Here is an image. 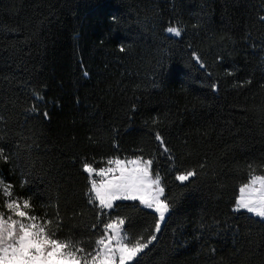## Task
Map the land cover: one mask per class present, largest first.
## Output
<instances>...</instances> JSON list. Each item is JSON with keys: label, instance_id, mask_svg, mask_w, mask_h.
Segmentation results:
<instances>
[{"label": "trees", "instance_id": "1", "mask_svg": "<svg viewBox=\"0 0 264 264\" xmlns=\"http://www.w3.org/2000/svg\"><path fill=\"white\" fill-rule=\"evenodd\" d=\"M0 136V181L62 237L96 223L83 165L143 154L173 208L138 264H264V223L233 212L264 175V0H0ZM118 204L146 241L155 214Z\"/></svg>", "mask_w": 264, "mask_h": 264}, {"label": "snow or ice", "instance_id": "2", "mask_svg": "<svg viewBox=\"0 0 264 264\" xmlns=\"http://www.w3.org/2000/svg\"><path fill=\"white\" fill-rule=\"evenodd\" d=\"M166 32L174 37L182 35L179 26H168ZM124 50L120 48L121 52ZM195 59L202 68L205 67L198 56ZM212 90H218L216 84L212 85ZM3 138L0 136V140ZM155 140L164 153L171 152L159 132L155 134ZM6 148L7 145L0 146V159L5 162L8 160ZM143 151L141 148L140 152ZM168 159L172 157L169 155ZM105 165L99 168L87 163L83 165L88 181L87 205L93 208L96 217L89 235L62 237L63 221L58 210L55 219L32 214L31 196L14 195L13 186L0 181V195L4 197L0 204V264H132L137 261L140 254L157 240L156 234L160 233L172 211L173 202L166 194L162 176L154 172L151 156H114L108 158ZM204 167V164L200 165L201 169ZM199 174L196 168H190L176 174L175 180L187 185ZM118 202H130V207L155 214L154 231L146 241L131 236L127 226L131 218L119 214ZM233 212L251 214L264 223V175H249L248 181L239 188ZM211 251L215 253L216 250L212 248Z\"/></svg>", "mask_w": 264, "mask_h": 264}, {"label": "rangeland", "instance_id": "3", "mask_svg": "<svg viewBox=\"0 0 264 264\" xmlns=\"http://www.w3.org/2000/svg\"><path fill=\"white\" fill-rule=\"evenodd\" d=\"M168 34V33H167ZM169 35H171V34H169ZM238 196H239V194H238ZM149 211V210H148ZM249 215H251V214H249ZM252 216V215H251ZM256 218V217H255ZM259 219V218H258ZM157 235V234H156Z\"/></svg>", "mask_w": 264, "mask_h": 264}]
</instances>
